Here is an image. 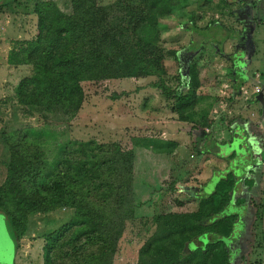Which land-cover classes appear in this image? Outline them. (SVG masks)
Listing matches in <instances>:
<instances>
[{"label": "rangeland", "instance_id": "1", "mask_svg": "<svg viewBox=\"0 0 264 264\" xmlns=\"http://www.w3.org/2000/svg\"><path fill=\"white\" fill-rule=\"evenodd\" d=\"M97 4L106 10L107 24L117 30L121 22L130 23L132 29L143 17L148 24L155 25L158 30L150 35H158L155 56L161 59L160 77L84 79L81 83L82 107L76 113H68L57 102L36 98L33 85L26 83L36 75L34 67L27 62H12L11 55L23 49L31 50L39 39L40 7L44 11L48 9L51 18L56 10L70 17L72 0H4L0 3V198L12 153L16 150L20 155L15 154L22 155L30 163L29 172L25 171L22 178L24 185L21 183L26 189L23 193L30 195V182H39L49 173L52 177L55 173L52 169L66 148L68 152L71 147V154L74 147L79 149V145L89 143L103 145L105 151L117 146L122 152L133 153L130 188L127 179L118 176L113 180L117 188L112 193L108 189L89 195L87 207L79 214L71 205L54 211H39L42 209L37 207L26 212L21 207V194L15 195L12 202L0 200V206L1 201H5L12 209L9 210L10 224L0 213V264L200 263L199 257L184 259L188 251L184 253L179 249L182 239L179 227L199 210L201 202L197 195L202 193L205 198L215 192L217 178H221L217 172H224L229 163V171H233L240 182L246 177V167L253 165V161L246 154L242 138L241 141L235 139L231 148H223L227 157L236 153L231 162L213 158L206 167H193L190 149L188 160L177 148L176 141L168 139L176 138L183 127L161 113L170 110L168 107L172 103L153 85L162 81L175 90L182 78H187L188 58L182 52L190 43L191 32L186 26L191 22L200 28L220 22L243 35V45L238 41H226L230 47L226 53L222 50L219 54L213 45L206 44L192 59L191 64L198 70V80L202 79L204 90L214 99L215 106L214 120L202 118L194 124L195 128L212 126V133L217 124L229 136L230 125L238 123L245 128L242 135L248 140L244 141H250L256 160L249 176L255 185L253 190H248V186L242 184L240 195L248 206L244 219L247 225L237 243L241 253L233 264H264V0H178L169 4L164 1L158 11L150 7L151 3L145 5L138 0H97ZM128 33L117 36L120 47L116 48H120L123 57L130 55L138 43L137 39L135 43L130 42L137 33ZM140 37L142 35L137 38ZM240 45L246 52L242 67L249 78L250 93L245 100H238V97L230 100L234 70L227 56L241 50ZM147 47L152 49L150 44ZM148 53L145 58H151ZM23 81L25 97L30 102L24 105L19 102L16 91ZM181 91L184 94L197 92ZM178 140L179 146L188 141ZM170 150L171 158H167L163 152ZM212 174L214 178L205 187ZM123 180H126L124 186ZM92 188L90 186L91 191ZM231 190L228 185L226 192L231 194ZM223 195L220 194V199ZM28 202L31 203L28 200L22 203L29 205ZM4 209L0 207V212ZM241 210L246 209L242 207ZM234 211L237 209L229 206L224 215ZM79 215L82 219L75 224ZM183 225L181 228L186 235H191L190 227ZM64 228L65 237L60 239L57 248L51 252L46 250L47 239L59 236ZM22 230L23 236L19 237ZM104 230L108 234L106 239L102 235Z\"/></svg>", "mask_w": 264, "mask_h": 264}, {"label": "trees", "instance_id": "2", "mask_svg": "<svg viewBox=\"0 0 264 264\" xmlns=\"http://www.w3.org/2000/svg\"><path fill=\"white\" fill-rule=\"evenodd\" d=\"M138 1L145 5L151 3L150 7L158 11L162 2L165 1L169 4L178 0ZM241 3L242 1H240ZM48 6L45 5V7ZM72 6V16H65L56 10V14L52 18L47 13L48 9L44 11L40 7L39 26L41 33L39 39L37 38V42L31 50L23 49L19 54L12 53L11 55L12 62H27L34 67L36 75L26 80V83L33 85L36 98L57 102L66 108L68 113H76L80 111L84 102V93L81 87L84 79L111 80L145 76L160 77V69H163L161 59L155 56L158 35L155 37L150 35L153 30L156 32L158 30L154 24H148V20L143 17L132 29L130 23L127 25L125 22H121L120 29L117 30L112 24H107L106 10L98 6L97 0H72ZM186 28L191 32L189 46L182 52L183 56L188 58L189 73L187 78H182L175 90H171L162 81L153 85V88L159 89L167 100L174 101L173 110L183 120L188 119V117L185 118L184 113L192 111L197 103L193 92L184 94L181 91L193 90L199 86L198 70L194 64H191L192 59L203 50L206 44L213 45L222 54L223 44L226 41H238L241 42V45L244 43L241 31L229 29L220 22H211L204 28H200L191 22ZM128 31V35L140 31L136 38H130L131 43H135V39L138 40V43L130 55L123 57L120 48H116V46L120 47V40L117 36H122L124 32ZM140 35L142 37L137 38ZM148 44H150L151 50H148ZM241 45L240 49L243 47ZM62 46L66 48L62 49ZM147 53H151V58L144 57ZM245 56L246 52L242 49H237L231 56H227V60L231 62L234 70V86L230 100L239 96L242 87L247 83L248 77L242 67ZM178 75L180 76V73ZM25 85V81H23L16 89L18 100L23 105L30 103L25 97ZM202 118L207 119L206 117ZM244 129L238 123L237 125H230L231 140L224 144L211 139L214 143L213 155L221 157L224 155V147L229 146L231 148L235 139L241 141L243 138V143L247 147L245 149L246 154L249 160L253 161V165L246 167V177L240 182L234 172L229 171V168L226 171H229L227 174L219 172L221 178H217L219 183L215 192L205 198L202 197V194L197 195L201 202L199 210L188 221L184 222L185 225L182 224L190 227L189 233L191 235H186L187 232L181 228L182 225L179 227V234L182 236L179 249H183L184 253H186L185 250L188 251L184 257L186 260L199 257L201 259L199 264H233L235 258L241 253L237 243L243 236V230L247 225L244 219L248 206L242 202L240 194L242 193V184L248 186V190H253L255 182L253 179H249V176L256 164L250 141H244L248 140L245 135H242ZM209 139L207 137L205 143ZM70 151L71 147L68 148V152L67 148L63 151L61 160L52 169L55 171L52 177L49 173L46 178L39 179V182L35 183L33 180L30 182L32 192L28 195L23 193L26 192V189L23 187L22 178L25 171L29 172L27 169L30 163L22 155L18 156L19 153L16 150L17 154H15L16 152L12 153L6 186L2 191L3 196L0 200L6 199L5 201H7L8 199L12 202L15 195L21 194L23 196L22 202L24 200L31 201V203L28 202L29 205L21 202V207L26 212L37 209V207L42 209L39 211H54L57 208L71 205L79 214L87 207L89 195H96L108 189L112 193L117 188L113 180H117L118 176L122 175L124 179H127L130 188L133 153L122 152L117 146L105 151L103 145L95 143L79 145V149L74 147L71 154ZM72 154L73 157H71ZM108 154L111 155L108 156ZM235 157L236 153L233 152L231 156L225 159L231 162ZM104 176H106V180ZM231 177L233 178L231 179ZM125 182L126 180H123L122 186L125 185ZM228 185H231V194L226 192ZM90 186L95 191L93 188L91 191ZM221 193H224L222 199H220ZM119 198L123 199L122 197ZM5 201L3 203L1 201L0 207H5V209L0 213L5 215L10 224L11 212L9 210L12 209L10 204ZM229 206H234L237 211L224 215ZM242 207H245L246 210L242 211ZM81 219L82 217L79 215L75 224L79 223ZM11 227L12 225H10ZM65 229L59 236L47 239L46 250L51 252L52 249L57 248L60 239L65 237ZM105 230L102 235L106 239L108 234ZM23 233L24 230L20 232L19 237L23 236ZM171 233L172 235L176 234ZM150 247L151 245L146 247L142 253H146Z\"/></svg>", "mask_w": 264, "mask_h": 264}, {"label": "crops", "instance_id": "3", "mask_svg": "<svg viewBox=\"0 0 264 264\" xmlns=\"http://www.w3.org/2000/svg\"><path fill=\"white\" fill-rule=\"evenodd\" d=\"M230 45L231 44L226 45L224 43L223 49H222L223 52L225 51V53H226V51L228 50V47H230ZM216 50L219 51L217 48H216ZM248 82H249V78L247 80V83L242 87L241 94L239 96H237L238 100H245L246 95H248L250 93V87L248 85ZM233 86H234V84H233ZM232 87H231V91H232ZM204 89L205 88L203 87V81L201 79V80H199V86L196 87L195 89H193V91L197 90V92H193L197 103H196V105L192 111L184 113L185 118L188 117V119H184V120L180 119L179 115L173 110L174 101H172V100L170 101L172 104H169V107H168L170 110L166 109L164 112L161 111V113L165 116L166 119L169 118V119L173 120V123L178 124V125H182V127H183V130L181 133L179 132L180 130H178L177 136H175L176 138H173V139L168 138V139L170 141H173V140L176 141L177 148L181 149L180 151H182L183 154L185 153V159H188V160H189V158H188L187 152L189 151L188 149H190V151L193 153L192 161H190L191 165L193 167L199 166L200 168L208 166L213 161V158H216L219 161L224 160L228 163V161L225 159V158H227V156L221 155V157H222L221 158V157H217V156L213 155L214 143L211 141V139L214 141H217L220 144H224V143L229 142L231 140V136H229V134H227V132H225L223 129H221L219 127V125H217V124L214 125L213 133H212V129L210 127H201L200 128L197 126L198 129L195 128L196 125L194 124V122L200 120L202 117H206L207 119H213V120L215 119V118H213L214 113L212 112L215 108L214 99L211 98L210 95L207 92H205ZM231 91H230V95H231ZM212 106H213V108H212ZM189 127H190V130H189ZM193 127H194V129H193ZM164 134L167 135L166 133H163V135ZM169 137H171V136H169ZM207 137L210 139H209V141H207L205 143ZM178 139H181V140L188 139V141L182 142L181 146H179V142H178L179 140ZM188 143L190 144V146H188ZM177 148H175V151ZM163 154L167 158H171L170 157L171 156V150L169 152H165V153L163 152ZM228 168H229V163H228L226 170L223 173H226ZM214 176H215V174H212L211 179L205 184V187L214 178ZM204 188H203V191H204ZM11 234H12V232H11ZM15 242H16V240H15ZM16 244H17V242H16Z\"/></svg>", "mask_w": 264, "mask_h": 264}, {"label": "flooded vegetation", "instance_id": "4", "mask_svg": "<svg viewBox=\"0 0 264 264\" xmlns=\"http://www.w3.org/2000/svg\"><path fill=\"white\" fill-rule=\"evenodd\" d=\"M3 1H4V0H2L1 3H2ZM12 234H13V233H12ZM14 243H15V246L17 247V244H16L15 240H14ZM16 249H17V248H16ZM14 264H15V263H14Z\"/></svg>", "mask_w": 264, "mask_h": 264}, {"label": "water", "instance_id": "5", "mask_svg": "<svg viewBox=\"0 0 264 264\" xmlns=\"http://www.w3.org/2000/svg\"><path fill=\"white\" fill-rule=\"evenodd\" d=\"M2 0H0V3H1ZM263 226H264V217H263Z\"/></svg>", "mask_w": 264, "mask_h": 264}, {"label": "built area", "instance_id": "6", "mask_svg": "<svg viewBox=\"0 0 264 264\" xmlns=\"http://www.w3.org/2000/svg\"><path fill=\"white\" fill-rule=\"evenodd\" d=\"M257 92H258V93L260 92L259 89H257Z\"/></svg>", "mask_w": 264, "mask_h": 264}]
</instances>
